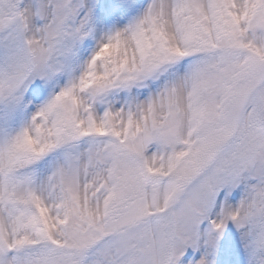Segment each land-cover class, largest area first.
<instances>
[{"label": "snow or ice", "instance_id": "6c2138e0", "mask_svg": "<svg viewBox=\"0 0 264 264\" xmlns=\"http://www.w3.org/2000/svg\"><path fill=\"white\" fill-rule=\"evenodd\" d=\"M0 264H264V0H0Z\"/></svg>", "mask_w": 264, "mask_h": 264}]
</instances>
